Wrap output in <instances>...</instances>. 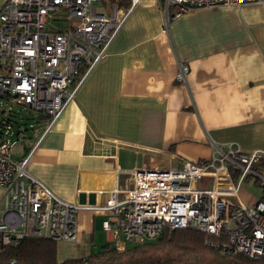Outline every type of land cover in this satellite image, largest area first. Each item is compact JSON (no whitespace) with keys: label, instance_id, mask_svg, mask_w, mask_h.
<instances>
[{"label":"crops","instance_id":"obj_1","mask_svg":"<svg viewBox=\"0 0 264 264\" xmlns=\"http://www.w3.org/2000/svg\"><path fill=\"white\" fill-rule=\"evenodd\" d=\"M113 5L128 0H99L98 11L109 16ZM163 26L162 6L142 2L57 124L45 134L41 119L23 139L15 157L32 150L28 171L61 200L104 204L122 172L181 167L209 158L214 144L264 153V5L189 10L170 34ZM179 62L187 85L176 82ZM2 197L0 188V219ZM259 200L262 188L241 199ZM105 218L79 213L77 245L93 244L97 227L108 244Z\"/></svg>","mask_w":264,"mask_h":264},{"label":"built area","instance_id":"obj_2","mask_svg":"<svg viewBox=\"0 0 264 264\" xmlns=\"http://www.w3.org/2000/svg\"><path fill=\"white\" fill-rule=\"evenodd\" d=\"M146 0L98 11L99 0H5L0 8V101L40 115L45 134L60 120L82 82L102 61L130 14ZM162 6V32L189 10L264 5V0H153ZM61 24V26L59 25ZM189 66L179 62L176 82L187 85ZM3 111L2 113H4ZM0 114V188L3 214L0 247H19L28 239L80 244L78 215L102 214V230L119 252L157 241L166 232L193 229L216 238L210 246L222 255L264 258V201L246 205L243 184L264 188V173L254 166L260 151L214 146L197 162L183 161L166 170L122 172L104 204L69 203L58 198L28 171L32 150L16 158L24 139ZM111 242V244H110ZM15 262H12L14 264Z\"/></svg>","mask_w":264,"mask_h":264},{"label":"trees","instance_id":"obj_3","mask_svg":"<svg viewBox=\"0 0 264 264\" xmlns=\"http://www.w3.org/2000/svg\"><path fill=\"white\" fill-rule=\"evenodd\" d=\"M254 168L264 173V157ZM216 241L197 230L179 229L157 241L128 246L123 252L105 245L85 258L60 262L56 242L28 239L19 247H0V264H264V258L222 255L210 246Z\"/></svg>","mask_w":264,"mask_h":264},{"label":"rangeland","instance_id":"obj_4","mask_svg":"<svg viewBox=\"0 0 264 264\" xmlns=\"http://www.w3.org/2000/svg\"><path fill=\"white\" fill-rule=\"evenodd\" d=\"M61 26V24H59ZM13 109L11 113L7 112L4 102L0 101V114L1 116L9 119L14 125L16 131L22 129L25 136L30 137L31 131L34 130L35 125L40 120V115L25 109L16 103L10 105ZM5 111L4 113H2ZM26 140H18L17 144L13 148V154L20 149H24ZM260 188L254 185L252 180L246 181L240 191V197L244 202L255 201L259 195ZM99 227L96 229L95 242L93 244L86 243L84 245H76L74 243H57L58 261L63 262L69 259L85 258L91 253L98 252L102 246L106 245L105 235L99 232Z\"/></svg>","mask_w":264,"mask_h":264}]
</instances>
